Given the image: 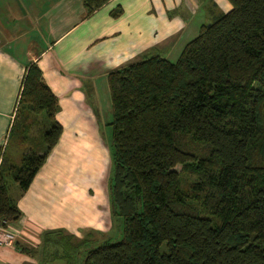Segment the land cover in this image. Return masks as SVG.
<instances>
[{
	"label": "trees",
	"instance_id": "1",
	"mask_svg": "<svg viewBox=\"0 0 264 264\" xmlns=\"http://www.w3.org/2000/svg\"><path fill=\"white\" fill-rule=\"evenodd\" d=\"M107 1L82 3L89 15ZM228 1L175 61L154 54L107 72V194L122 237L88 246L83 264H264V0ZM58 109L29 64L0 145L1 226L22 217L17 199L62 133ZM62 239L75 251L93 238L54 229L38 246L14 248L45 257L53 247L63 258Z\"/></svg>",
	"mask_w": 264,
	"mask_h": 264
},
{
	"label": "crops",
	"instance_id": "2",
	"mask_svg": "<svg viewBox=\"0 0 264 264\" xmlns=\"http://www.w3.org/2000/svg\"><path fill=\"white\" fill-rule=\"evenodd\" d=\"M116 7L122 13L113 17ZM231 7L228 0H109L88 15L82 0H0V145L33 62L58 99L55 117L63 128L17 199L22 217L8 224L17 244L38 246L43 232L54 229L76 237L108 232L107 190L101 198L96 194L108 173L109 152L96 113L111 108L107 72L148 55L176 60L202 24ZM37 261L0 246V264Z\"/></svg>",
	"mask_w": 264,
	"mask_h": 264
},
{
	"label": "rangeland",
	"instance_id": "3",
	"mask_svg": "<svg viewBox=\"0 0 264 264\" xmlns=\"http://www.w3.org/2000/svg\"><path fill=\"white\" fill-rule=\"evenodd\" d=\"M161 55H163V54H161ZM148 56H150V55H148ZM172 61H175V60H172ZM96 113L98 115L100 133H101V135H102V137L106 143V146L108 148L110 141H111V126L108 124V122L111 121V118H112L110 108H108V109L106 107L98 108ZM25 148L24 147L20 148L19 151L16 152V155H14V159L16 162L19 161L20 155L22 154V152L26 151L27 148L26 149ZM108 152H109V150H108ZM107 168H108V173L106 172V176L104 177V180L102 179L103 183L101 180V184L98 185V190H97L96 194H97V197H99V198L102 197L103 191L107 190V188H108V177H109V174L111 172V170H110L111 169L110 155L108 158ZM77 179H78V177H77ZM72 181L76 182V180H72ZM7 188H8V194L10 195V197H13V195L15 196V193H16L15 191L17 189L19 190L17 183L10 178L7 179ZM107 192H108V190H107ZM110 223H111L110 228H109L107 233L101 234V235L96 234V233H94V234L90 233L91 237L93 239H91L88 242V244L86 243L85 245H81L75 251L70 249L68 243H65L64 240L62 239V243H60V247H58V250L56 252H58L57 254L63 255V258L57 257V258L53 259L51 255H53L52 253L55 251V248L50 247V250H48V252H46L45 257H42V255L39 253L37 264H66L67 259L70 260L73 264H83L84 254H85L86 248L88 246H95L103 240H109L110 242H115V241H118L121 239V237H122V232H121L122 226H121L120 217H117L114 219L111 217Z\"/></svg>",
	"mask_w": 264,
	"mask_h": 264
},
{
	"label": "built area",
	"instance_id": "4",
	"mask_svg": "<svg viewBox=\"0 0 264 264\" xmlns=\"http://www.w3.org/2000/svg\"><path fill=\"white\" fill-rule=\"evenodd\" d=\"M15 234L8 226L4 227L0 225V246L14 247L16 241Z\"/></svg>",
	"mask_w": 264,
	"mask_h": 264
}]
</instances>
